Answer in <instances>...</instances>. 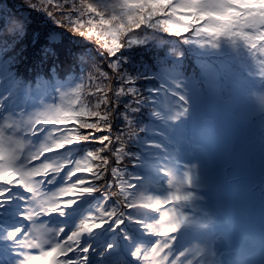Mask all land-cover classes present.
Wrapping results in <instances>:
<instances>
[{
	"label": "snow or ice",
	"instance_id": "obj_1",
	"mask_svg": "<svg viewBox=\"0 0 264 264\" xmlns=\"http://www.w3.org/2000/svg\"><path fill=\"white\" fill-rule=\"evenodd\" d=\"M27 2L94 43L101 60L79 86L61 95L59 104L0 121V264H221L213 219L201 207L199 164L177 156L162 167L164 196L157 195L143 175L130 173L128 162L135 168L139 157L128 151V143L145 130L133 126L143 97L125 73L126 58L120 53L159 31L211 47L221 38L243 41L264 63V0ZM26 28L23 17L0 18V31L9 36L18 37ZM171 95L172 101L165 97L163 103L175 123L188 116L190 100L179 90ZM117 119L122 121L119 127ZM45 132L42 142H33ZM79 143L99 147L75 161L46 159ZM65 170L62 186L48 191L46 186ZM94 193L100 194V202L72 227L50 226L44 220H63L67 209ZM151 213L156 214L154 220L149 219ZM129 226L153 239L135 238ZM105 229L109 239L98 243V233ZM121 242L127 245V255L119 251Z\"/></svg>",
	"mask_w": 264,
	"mask_h": 264
},
{
	"label": "trees",
	"instance_id": "obj_2",
	"mask_svg": "<svg viewBox=\"0 0 264 264\" xmlns=\"http://www.w3.org/2000/svg\"><path fill=\"white\" fill-rule=\"evenodd\" d=\"M4 5H7V8L0 7V18L23 17L27 21V28L18 37L0 31V81H3V85H0V96L10 86L14 88L17 85L26 95L38 94L57 84L64 86L75 83L76 88L83 82L85 71L89 72L93 64L100 62L101 54L94 43L60 27L45 11L30 8L27 0H5ZM144 35L148 33L145 32ZM150 37L143 44L123 49L120 55L126 58L123 68L125 71L127 68L128 75L134 79V90L143 97L140 110L133 114V126L145 130L128 143V151L139 157L135 168L131 167V161L128 162L130 173L143 175L145 180H150L155 187L158 184H165L164 177L161 179L163 183H157L155 179L160 174V169L167 164L162 156L160 158L163 161L162 166L158 163V159L147 156L149 154L146 153L142 143L144 136L147 135H172L168 127L172 123L169 119L172 112L164 106V98L167 97L171 102L173 99L171 94L178 90L186 94L188 99L196 94L217 97L228 86L231 90H236L239 80H242V87L249 81L251 84L254 81L255 85L261 83L264 86V75H259L257 69L253 71L247 67L244 69L241 66L237 67L231 50L225 49L227 41H231L227 38H221L216 41L217 47H211L202 40L198 41L192 37L177 38L159 31L151 32ZM236 44L246 45L243 41H236ZM261 59L259 56L260 67ZM242 60L247 62L248 67L254 65L250 56ZM178 85L181 87L178 88ZM262 110H264V101L258 108H246L244 113L235 117L230 127L237 132L245 128L248 131L245 135L220 139L218 146L221 154L212 162L215 168L210 174L214 172L216 180L218 176L219 181L235 189L232 199L233 209L240 215H245L253 206L259 209V205H264V113H261ZM121 123L122 121L117 119L115 126L119 127ZM165 137L167 140L168 137ZM93 144L79 143L78 150L74 153L84 151L86 156L88 151L99 147L97 144H94L97 147H93ZM227 145L230 146L225 149ZM75 147H71L70 151ZM164 157L170 161L168 152ZM143 158L153 162L151 166L144 167ZM255 162H258V165ZM210 187H214L213 191L218 192V189L221 191L223 184L205 182L204 188L209 190ZM94 194H97L96 198L101 197L98 193ZM259 212L263 213L264 219V211ZM259 228V237L262 238L264 221ZM238 229L248 230L246 234L253 237L247 224H240ZM238 229L228 227L227 234L241 235ZM244 244L239 246L242 247Z\"/></svg>",
	"mask_w": 264,
	"mask_h": 264
},
{
	"label": "rangeland",
	"instance_id": "obj_3",
	"mask_svg": "<svg viewBox=\"0 0 264 264\" xmlns=\"http://www.w3.org/2000/svg\"><path fill=\"white\" fill-rule=\"evenodd\" d=\"M4 2L5 0L0 1V7L5 6L7 8V5H4ZM17 5H19L18 2ZM226 45L225 49L231 50L233 61H235L237 67L241 66L242 69L247 67L253 71L257 69L259 75H264V63H262L260 67V55L258 53H254L247 45H237L236 41H227ZM171 47L173 48L172 45ZM247 56H250L254 63L252 67H248L247 62L242 60ZM125 73L128 74L127 68ZM87 74L88 71H85V76ZM0 85H3V81H0ZM75 86V83L64 86L57 84L48 88L46 91H41L38 94L30 93V95H26L25 91L18 85L14 88H11L10 86L6 89V92L0 96V121H2L5 116H11L18 119L43 110L47 106H55L60 103L61 95L74 90ZM133 87L135 88V85H133ZM4 97L7 99L3 100ZM30 98L34 100H29ZM189 100L190 110L188 116L179 122H172L168 125L172 135L144 136L142 146L146 149V153L149 154L147 156H152L155 159H160L161 154L166 153L165 147H168L167 152L170 161L164 159L167 165L172 163L177 156L180 160L193 161L194 163L199 164L203 184L201 194L204 197L201 207L206 209L213 219L212 235L216 241V249L219 253L218 259L221 264H227V262L228 264H237L234 262V259L237 255V250H239L238 246L239 244L246 243L248 239L246 234L248 230H239L238 226L240 224H247V227L250 228L249 232L253 234V237L251 235L248 236L250 240L249 244L253 243L255 246L253 248L245 247L241 250L244 256L240 259V262L243 264H264V237H259V225H262V222L264 221L262 218L263 213L261 214L259 211H264V205H259L260 210L257 206H253L247 210L245 215L238 214L231 205L233 196L235 195V189H233V186L219 181L218 176L216 180L214 172L210 174L211 170L215 168V164L212 162H214L218 155L221 154V149H219L218 146L220 139H231L233 135H245V132L248 131V129L245 128L244 130L237 132L232 129L230 125L233 124L232 121L235 120V117L244 113L246 108L251 107L252 109H255L259 107L260 103L264 101V86L261 83L255 85L254 81L253 84H251L249 81L247 85L242 87V80H239V85L236 87V90H231L228 86L226 89L224 88L217 97L196 94L191 96ZM255 122L256 121L254 120V123ZM221 123H223V125ZM227 125H229V127ZM45 135H47V132L32 138L33 142L39 144L44 140ZM165 136L168 137L167 140H165ZM77 145L78 144H72L71 146L64 148L62 151H58V153L53 152L47 156L46 159H67L71 161L83 159L85 156L84 151L74 153L78 150ZM229 146L227 145L225 149ZM71 147H75L73 148V151H70ZM93 147L97 146L93 144ZM152 163L153 162L150 160H144L143 158L144 167L151 166ZM158 163L162 166L161 164L163 161L159 160ZM255 164L258 165V162H255ZM66 171L67 170H65L64 173H61V176L57 178L54 184L46 186L48 191H52L62 186L64 183L63 176L66 174ZM157 177L158 179H155V181L157 183H163V180L161 179L164 176L160 173L156 178ZM164 178L166 180V177ZM205 182L210 184L220 182L223 184V187L221 191L218 189V192L213 191L214 187H210L209 190H206L204 188ZM152 190L157 195L164 196L167 193L166 183L158 184V186L153 187ZM96 196L97 194L82 197L74 208L66 210V216L63 220L58 217H46L44 220H46L50 226L64 223L68 227H72L75 220L81 215L86 214L88 211L93 210V206L100 202L101 197L96 198ZM155 218L156 214L151 213L149 219L154 220ZM244 222L246 224H243ZM226 227H236L241 235L231 237L228 240ZM239 228H241V226ZM128 230L137 239H143L145 241L153 239L152 237L143 236L135 226H129ZM109 235L107 229L98 233L99 240L97 242L99 243L100 241H103L106 243L109 239ZM111 235L114 236L115 234ZM118 248L121 253L127 255L126 244L121 242L118 245ZM130 264H134V262L130 261Z\"/></svg>",
	"mask_w": 264,
	"mask_h": 264
},
{
	"label": "bare ground",
	"instance_id": "obj_4",
	"mask_svg": "<svg viewBox=\"0 0 264 264\" xmlns=\"http://www.w3.org/2000/svg\"><path fill=\"white\" fill-rule=\"evenodd\" d=\"M158 179V177L156 178V180Z\"/></svg>",
	"mask_w": 264,
	"mask_h": 264
}]
</instances>
